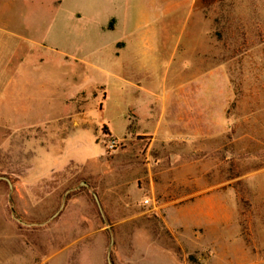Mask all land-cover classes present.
I'll return each instance as SVG.
<instances>
[{
  "label": "rangeland",
  "instance_id": "obj_1",
  "mask_svg": "<svg viewBox=\"0 0 264 264\" xmlns=\"http://www.w3.org/2000/svg\"><path fill=\"white\" fill-rule=\"evenodd\" d=\"M173 75L224 81L214 134L175 132ZM0 176V264H264V0H0Z\"/></svg>",
  "mask_w": 264,
  "mask_h": 264
},
{
  "label": "crops",
  "instance_id": "obj_2",
  "mask_svg": "<svg viewBox=\"0 0 264 264\" xmlns=\"http://www.w3.org/2000/svg\"><path fill=\"white\" fill-rule=\"evenodd\" d=\"M143 6V5H142ZM157 3L149 4L150 10H153L155 12V7H157ZM157 17L159 18L158 13H156ZM156 17V18H157ZM155 18V19H156ZM151 20L147 16H141L137 19V27H141L144 29V26L150 23ZM119 23H123L122 21L119 22L116 17H110L108 20V25H112V27H108L109 29H114ZM142 26H141V25ZM142 29V30H143ZM139 33V32H138ZM136 34V47L131 48V51L133 54H135L137 64H129L128 60L125 59V55L129 52V45L126 44V48H122L123 55H122V68L124 69L123 78L121 79V92L122 96L124 93H126V96L128 95L129 89H136L141 93L143 96L146 94V98L148 99V102H154V100H159L160 96L156 93L155 86L152 85V83H147L140 85V81L144 78V67H145V52H144V46L150 45V39L153 37L154 40L156 39V36L154 34ZM142 44V49L139 48V43ZM138 45V47H137ZM125 47V46H124ZM108 51L107 49H93L88 50L87 53H85V56H88V58H92V62H88L87 64L91 65L95 70L101 69L102 71H105L103 69L106 68H100L103 65H107L108 59ZM113 50H111L112 53ZM142 51L141 53L143 55H140L138 52ZM117 56L119 53H115ZM106 59H105V58ZM124 58V59H123ZM124 66V67H123ZM99 71V70H98ZM106 73H108L106 71ZM173 75V79H174ZM171 83V90L169 92V116H170V123L171 126L175 127V132L181 133V131L194 134V133H201L202 130L205 128L202 127L203 125L206 126V130L208 133L214 134V132L217 131V121L216 120H210L207 114L208 112H211V109L215 113H217V104L213 102V99H221V109H219L220 113V124L221 126L224 125V98L225 95L223 93L224 88V81L221 80V89L212 90L211 93H209L208 83L205 84V87L202 86V82L195 81L191 83L186 84L185 86H180L179 90H177L175 83L176 79L173 80ZM7 83V82H6ZM9 83V84H8ZM8 87L10 90V81H8ZM99 86V85H98ZM106 87V85H100ZM158 89V88H157ZM133 92V90H132ZM10 95H12V92L10 91ZM220 95V96H219ZM207 133V132H206Z\"/></svg>",
  "mask_w": 264,
  "mask_h": 264
},
{
  "label": "water",
  "instance_id": "obj_3",
  "mask_svg": "<svg viewBox=\"0 0 264 264\" xmlns=\"http://www.w3.org/2000/svg\"><path fill=\"white\" fill-rule=\"evenodd\" d=\"M0 179H5V180L8 181V178H6V177H4V176H0ZM95 197H96V196H95ZM96 201H97V199H96ZM97 202H98V201H97ZM108 263H109V264H112L110 258H108Z\"/></svg>",
  "mask_w": 264,
  "mask_h": 264
}]
</instances>
